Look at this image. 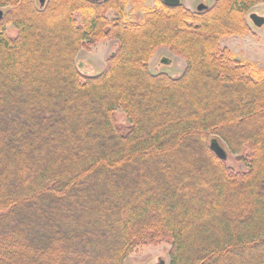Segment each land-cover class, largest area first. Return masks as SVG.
<instances>
[{
    "label": "trees",
    "instance_id": "trees-1",
    "mask_svg": "<svg viewBox=\"0 0 264 264\" xmlns=\"http://www.w3.org/2000/svg\"><path fill=\"white\" fill-rule=\"evenodd\" d=\"M257 2L0 0V264H124L161 241L167 264H264V69L220 44ZM107 37L84 73L77 51ZM160 47L181 74L149 70Z\"/></svg>",
    "mask_w": 264,
    "mask_h": 264
},
{
    "label": "rangeland",
    "instance_id": "rangeland-1",
    "mask_svg": "<svg viewBox=\"0 0 264 264\" xmlns=\"http://www.w3.org/2000/svg\"><path fill=\"white\" fill-rule=\"evenodd\" d=\"M214 1L215 0H180V3L190 10H195L199 3L210 6ZM35 3L39 5L38 0H35ZM152 3L153 0H146V4L151 5ZM128 9L129 7H127V11ZM250 13H256L264 17V2L253 4L247 11L246 17ZM107 16L111 18L113 13L109 10L107 11ZM76 18L79 19V14H76ZM248 22L253 31L252 33L248 32L244 35L223 37L220 43L234 53L236 57L251 61L257 67L264 69V24L257 27L251 23L250 19ZM6 32L11 36H14L16 33L11 25L6 26ZM116 42V39L107 37L100 41H96L89 47H82L75 55V62L78 63L80 61L83 63L80 69L84 73L97 74L104 68L106 59L114 49ZM162 58L169 59L170 62L161 63L160 61ZM184 66L185 60L181 56L172 53L166 47L158 48L148 62V68L151 72H162L169 76L181 74ZM115 115L117 122L121 124L126 123V119L120 111H117ZM216 140L226 151L225 163L234 169H244V164L238 160V155L240 154L231 153L221 140ZM168 248L169 245L165 241L139 246L124 259V264H155L158 263L159 259H162L164 264H167Z\"/></svg>",
    "mask_w": 264,
    "mask_h": 264
},
{
    "label": "water",
    "instance_id": "water-1",
    "mask_svg": "<svg viewBox=\"0 0 264 264\" xmlns=\"http://www.w3.org/2000/svg\"><path fill=\"white\" fill-rule=\"evenodd\" d=\"M46 0H38V3L40 6H43L44 3H45ZM165 4L169 5V6H175L177 4L180 3V0H162ZM208 6L204 3H199L197 6H196V10L197 11H201L203 9H206ZM2 16V10L0 9V18ZM248 18L251 20L252 24L257 26V27H260L264 24V17L256 14V13H250ZM161 63H168L170 62L169 59H166V58H162ZM82 62H78L77 63V66L79 68L82 67ZM85 71V70H84ZM209 148L210 150L215 154V156L221 160H225L226 159V151L224 150V148L220 145V143L215 139V138H212L210 139L209 141ZM155 264H164V261L162 259H159L158 263H155Z\"/></svg>",
    "mask_w": 264,
    "mask_h": 264
},
{
    "label": "flooded vegetation",
    "instance_id": "flooded-vegetation-1",
    "mask_svg": "<svg viewBox=\"0 0 264 264\" xmlns=\"http://www.w3.org/2000/svg\"><path fill=\"white\" fill-rule=\"evenodd\" d=\"M209 7V6H208ZM195 10H196V8H195ZM248 16L249 15H247V17H246V19H247V23H248V25H249V33H252L253 31H252V29H251V26H250V24H249V22H248V20H249V18H248ZM251 21V20H250ZM252 23V22H251ZM255 26V25H254ZM220 42H221V40H220ZM221 44V43H220ZM239 58V57H238Z\"/></svg>",
    "mask_w": 264,
    "mask_h": 264
}]
</instances>
